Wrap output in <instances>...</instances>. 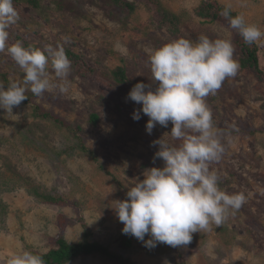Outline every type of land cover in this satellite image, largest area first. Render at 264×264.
Returning a JSON list of instances; mask_svg holds the SVG:
<instances>
[{"label":"rangeland","instance_id":"1","mask_svg":"<svg viewBox=\"0 0 264 264\" xmlns=\"http://www.w3.org/2000/svg\"><path fill=\"white\" fill-rule=\"evenodd\" d=\"M127 1L134 4L131 13L112 0H38V8L15 7L19 19L8 29L9 45L27 42L39 49L61 45L76 52L79 64L89 71L83 75L71 65L68 94L53 90L32 98L43 110L65 120L71 130L31 116L25 105L13 108V114L0 109V264H8L22 250L46 253L56 248L59 236L75 242L83 225L91 240L122 255L129 264H264V82L241 68L206 103L215 126L231 133L222 140V159L210 168L217 171L221 190L244 193L246 203L235 214L230 211L219 227L193 233L187 246L159 243L149 249L133 236L130 247L123 245L128 235L113 209L115 200L127 199L128 188L142 180L147 169L164 166L162 158L155 157L159 149L155 140L164 136L170 144L180 141L169 135L171 122L167 127L157 124L149 134L148 117L142 111L139 120L132 118L141 106L128 99L133 86L116 82L113 69L122 66L132 81L150 84L151 51L180 37L230 39L234 58L239 57L238 32L229 23L195 14L204 0H158L181 17L179 34L158 27L157 17L143 0ZM215 1L230 4L247 23L264 31V0ZM255 44L258 64L264 68V37ZM0 73L9 82L24 75L6 52L0 53ZM49 75L55 79L51 68ZM92 114L97 115L95 124ZM79 143L93 155L82 151ZM28 190L58 200L43 201ZM65 264L114 263L90 254Z\"/></svg>","mask_w":264,"mask_h":264},{"label":"clouds","instance_id":"2","mask_svg":"<svg viewBox=\"0 0 264 264\" xmlns=\"http://www.w3.org/2000/svg\"><path fill=\"white\" fill-rule=\"evenodd\" d=\"M231 12L229 4L221 15L245 44L264 37V31L247 23L242 14L232 16ZM18 19L13 0H0V53L6 52L24 73L22 80L11 81L7 87L0 82V109L10 114L28 99L29 91L37 97L53 90L70 92L71 61L63 46L49 45L41 50L25 49L20 42L8 44V29ZM149 62L152 83L138 82L128 93V99L141 106L132 118L139 120L142 111L148 117L149 134L157 124L167 127L171 122L169 135L180 143L170 144L164 136L155 140L154 145H159L155 157L162 158L164 166L147 169L143 179L128 188L127 199L115 200L113 209L123 224V234L135 237L145 247L151 249L159 243L184 247L191 243L193 233L219 227L230 211L235 214L246 203L244 193L221 190L218 173L210 168L222 159V140L231 133L215 126L206 103L226 79L237 75L240 65L230 39L212 40L205 35L196 41L180 37L164 43L151 51ZM145 236L149 238L145 240ZM8 264H44L43 254L22 250L14 253Z\"/></svg>","mask_w":264,"mask_h":264},{"label":"trees","instance_id":"3","mask_svg":"<svg viewBox=\"0 0 264 264\" xmlns=\"http://www.w3.org/2000/svg\"><path fill=\"white\" fill-rule=\"evenodd\" d=\"M145 6L147 7L148 11L155 15V22L158 25V27L166 28L168 30H171V32L179 34L180 33V25H181V17L175 14L174 12L168 10L166 7L162 6L158 0H143ZM112 3L114 6L118 7L125 13H131L134 9L133 2H129L127 0H112ZM14 7L18 8L19 6H25L29 7L31 9L38 8L39 2L38 0H13ZM224 5L219 4L215 0H204L199 3V5L195 9V14L201 18L208 19L209 21H226L229 23L228 19L223 17L221 15L222 10L224 9ZM109 13H112L109 11ZM232 16L237 15L235 11L232 10L231 12ZM16 37V36H15ZM28 45L30 48L39 49L36 45H30L27 42L23 43V46ZM236 44L239 49V57L238 62L241 69H248L252 71L255 78L260 81L264 82V68H261L258 64L257 60V45L256 44H245L243 41V38L238 33V38L236 40ZM41 49V48H40ZM43 50V49H41ZM66 52V55L68 59L71 61V65H76L74 69L77 72L84 74H87L89 70H85L84 64H79L81 62V57L74 52L73 50L64 49ZM112 75L115 78L116 82L122 83V84H131L134 86L136 82L129 79L127 76L124 67L117 66L113 69ZM0 77L3 80V84L5 87L8 86L10 83L9 80L6 78L5 74L0 73ZM28 99L23 101L21 105H25L30 107L31 109V116L35 118H41L44 120H50L57 125L63 126L69 130H71V126L65 122V120L61 118H57L54 116L50 111L43 110L40 105L33 103L32 98L34 95L30 93H26ZM91 122L93 124L96 123L97 115L92 114L90 118ZM79 147L82 151H85L88 154L93 155L92 150H89L87 147L79 143ZM31 190V189H30ZM28 192L43 201L48 202H56L58 198L45 193L37 191H30ZM84 226L83 234L75 242L69 243L67 240H65L62 236H59L56 239V248L50 249L46 253L43 254L44 264H65L66 262L70 261L71 259L81 256V255H99L103 257L104 259L108 260L109 262H112L114 264H129L130 262L125 259L122 255L109 250L107 247L103 246L102 244H99L96 241L91 240V232L87 228L86 225ZM135 237H133L134 239ZM123 245L126 247H130L133 244L132 236L128 235L125 237L122 241ZM139 245V244H138ZM36 252V251H32ZM38 253V252H36ZM174 264H180L179 261L175 262Z\"/></svg>","mask_w":264,"mask_h":264}]
</instances>
